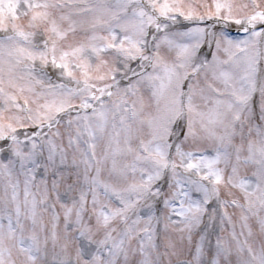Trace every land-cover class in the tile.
<instances>
[{
	"label": "snow or ice",
	"instance_id": "1",
	"mask_svg": "<svg viewBox=\"0 0 264 264\" xmlns=\"http://www.w3.org/2000/svg\"><path fill=\"white\" fill-rule=\"evenodd\" d=\"M0 264H264V0H0Z\"/></svg>",
	"mask_w": 264,
	"mask_h": 264
}]
</instances>
